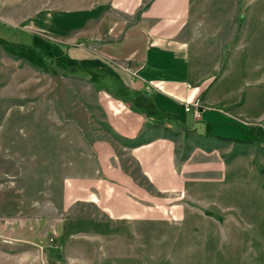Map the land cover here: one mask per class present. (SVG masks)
I'll list each match as a JSON object with an SVG mask.
<instances>
[{
	"label": "crops",
	"instance_id": "0c3cea01",
	"mask_svg": "<svg viewBox=\"0 0 264 264\" xmlns=\"http://www.w3.org/2000/svg\"><path fill=\"white\" fill-rule=\"evenodd\" d=\"M202 1L50 0L43 9L50 11H40L24 28L50 33L52 46L61 48L70 64L83 62L92 70L83 78L104 97L108 122L128 144L124 155H117L112 142L95 143L97 168L78 179L69 177L74 182L66 191L75 198L74 206L82 202L103 208L107 221L131 232L140 220L155 224L156 197L152 205L151 196L123 167L121 157L128 156L154 194L180 191L179 202L166 201L167 210L158 215L182 232L195 225L193 236L180 239L195 240L197 246L181 255H223L228 264H264V163L259 165L246 149L236 154L235 144H252L212 137L239 140L246 129L264 136V41L245 39L237 45L235 33L222 38L218 27L206 22L211 21V4ZM195 103L202 109L200 119L185 108ZM190 118L206 123L207 134L190 127ZM149 127L158 131L138 141ZM186 134L228 142L227 155L232 156L226 162L222 155H203L194 146L189 156L180 157L178 138ZM188 176L217 180L227 196L220 198L218 188L213 190L217 201L203 202L209 191ZM202 207L217 209L221 217L215 219L210 211L199 215ZM222 217L228 218L226 227L220 225ZM214 221V228L203 225ZM98 235L108 238V232ZM219 240L229 247L217 248ZM98 255L100 264L124 262L123 251L117 257L105 248ZM0 262L27 264L28 259L0 257Z\"/></svg>",
	"mask_w": 264,
	"mask_h": 264
},
{
	"label": "rangeland",
	"instance_id": "374dc122",
	"mask_svg": "<svg viewBox=\"0 0 264 264\" xmlns=\"http://www.w3.org/2000/svg\"><path fill=\"white\" fill-rule=\"evenodd\" d=\"M202 2L211 4V21L206 22L217 26L222 38L235 33L237 45L245 39L264 41V0ZM49 4L50 0H0V257L27 258V264H85L84 260L100 264L99 251L107 248L117 257L124 252V262L115 264H198V259L204 264H228L223 255H181L197 246L195 240L180 239L185 234L193 236L195 225L182 232L180 226H166L165 216L158 215L167 210L166 201L181 199L176 193L180 191L154 194L128 156L121 157L123 167L151 196L152 205L156 197L159 219L155 224L150 227L140 220L131 232L127 226L107 221L103 208L82 202L74 206L75 198L66 191L74 182L69 177L78 179L97 168L95 143L112 142L117 155H124L128 144L108 122L104 97L83 78L92 70L83 62L70 64L67 54L52 46L50 33L24 28ZM189 121L198 134H207L206 123ZM157 131L149 127L138 141ZM178 140L180 157L189 156L194 146L203 155H222L226 162L232 156L227 155L231 145L225 141L191 134ZM243 149L251 152L259 165L264 163V144L256 142L246 148L235 144L236 154ZM76 166L84 167L78 169L83 173L76 171ZM187 179L206 186L202 190L209 192L203 202L217 201L213 190L218 188L220 198L227 196L222 183L218 185L211 177ZM205 211L215 219L220 214L217 209L202 207L199 215ZM227 219L222 217L220 225L226 227ZM214 224L203 223L209 229ZM99 232H108L107 240H101ZM216 243L217 248L229 247L226 240Z\"/></svg>",
	"mask_w": 264,
	"mask_h": 264
},
{
	"label": "trees",
	"instance_id": "16d2710c",
	"mask_svg": "<svg viewBox=\"0 0 264 264\" xmlns=\"http://www.w3.org/2000/svg\"><path fill=\"white\" fill-rule=\"evenodd\" d=\"M213 138H219L221 140H225L228 142H238L240 144H253L255 142H261L264 143V136L256 135L252 129H246L245 132H243V136L239 140H235L233 138L228 137H221L217 135H212ZM142 141V140H141Z\"/></svg>",
	"mask_w": 264,
	"mask_h": 264
},
{
	"label": "built area",
	"instance_id": "2783aa9c",
	"mask_svg": "<svg viewBox=\"0 0 264 264\" xmlns=\"http://www.w3.org/2000/svg\"><path fill=\"white\" fill-rule=\"evenodd\" d=\"M186 111H193V115L195 119H200L202 115V109L200 108L199 104H186L185 105ZM192 108V109H191Z\"/></svg>",
	"mask_w": 264,
	"mask_h": 264
}]
</instances>
